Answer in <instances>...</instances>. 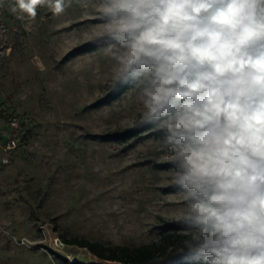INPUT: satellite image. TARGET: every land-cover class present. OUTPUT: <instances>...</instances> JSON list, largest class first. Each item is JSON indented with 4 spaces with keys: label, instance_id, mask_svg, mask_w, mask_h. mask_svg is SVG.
Here are the masks:
<instances>
[{
    "label": "rangeland",
    "instance_id": "374dc122",
    "mask_svg": "<svg viewBox=\"0 0 264 264\" xmlns=\"http://www.w3.org/2000/svg\"><path fill=\"white\" fill-rule=\"evenodd\" d=\"M97 12L94 0H73L58 15L38 5L33 19L0 0V264H120L63 239L136 247L179 220L161 133L101 138L135 126L141 105L132 85L96 106L112 91L114 65L102 44L80 52Z\"/></svg>",
    "mask_w": 264,
    "mask_h": 264
},
{
    "label": "clouds",
    "instance_id": "9594fccd",
    "mask_svg": "<svg viewBox=\"0 0 264 264\" xmlns=\"http://www.w3.org/2000/svg\"><path fill=\"white\" fill-rule=\"evenodd\" d=\"M88 8L90 0H78ZM73 0H16L64 13ZM92 42L161 133L181 200L178 254L264 264V0H94ZM17 9L14 8L13 11Z\"/></svg>",
    "mask_w": 264,
    "mask_h": 264
},
{
    "label": "trees",
    "instance_id": "16d2710c",
    "mask_svg": "<svg viewBox=\"0 0 264 264\" xmlns=\"http://www.w3.org/2000/svg\"><path fill=\"white\" fill-rule=\"evenodd\" d=\"M96 43H90L86 47L80 49V52H87L88 46L96 47ZM132 85H122L112 88L111 93L96 106H103L111 103L118 98L124 91L131 88ZM151 126H141L137 123L132 128L122 132H116L110 135L102 136V140L107 142L126 143L132 139H136L145 132L152 131ZM159 134V132H156ZM168 165L162 168H167ZM179 220L165 222L162 225V232L156 241L148 244H143L136 247L125 246H103L98 243L90 242L85 239H69L64 240L67 245L77 246L88 250L93 256L101 261L116 262L120 264H199L198 261L186 255L178 254L179 248L182 246L184 237L181 235V226ZM55 258L66 263L65 259H61L58 255ZM67 264H82V263H67Z\"/></svg>",
    "mask_w": 264,
    "mask_h": 264
},
{
    "label": "built area",
    "instance_id": "2783aa9c",
    "mask_svg": "<svg viewBox=\"0 0 264 264\" xmlns=\"http://www.w3.org/2000/svg\"><path fill=\"white\" fill-rule=\"evenodd\" d=\"M17 126H18V120L16 117H13L10 121V127L16 128ZM53 244H54V247L56 248L54 250L61 249L64 246V243L60 241L59 239H54Z\"/></svg>",
    "mask_w": 264,
    "mask_h": 264
}]
</instances>
